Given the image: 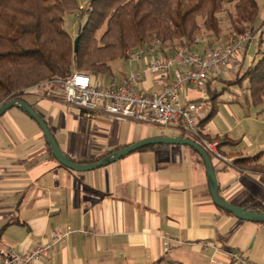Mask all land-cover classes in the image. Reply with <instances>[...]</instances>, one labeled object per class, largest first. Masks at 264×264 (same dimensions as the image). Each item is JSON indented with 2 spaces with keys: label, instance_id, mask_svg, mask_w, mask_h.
<instances>
[{
  "label": "crops",
  "instance_id": "0c3cea01",
  "mask_svg": "<svg viewBox=\"0 0 264 264\" xmlns=\"http://www.w3.org/2000/svg\"><path fill=\"white\" fill-rule=\"evenodd\" d=\"M263 20L264 3L251 27ZM259 42L264 48V32L243 47L238 57L242 71L256 59ZM142 48L151 51L138 60L112 61V74H91L93 83L124 80L134 70L142 75L135 86L139 92L159 91L157 75L144 67L151 57L171 50L157 43ZM174 69L169 67L168 78ZM236 72L209 79L204 92L208 100ZM204 94L189 88L180 99L185 103ZM20 98L44 120L62 152L79 163L146 138L187 137L173 129L83 111L39 90ZM244 108L234 98L224 101L222 110L216 105L200 127L231 162L210 155L219 195L245 209L264 210V172L234 162L263 151L258 162L264 164V133L250 135L248 128H238L243 118L237 110ZM251 116L252 128L264 130L261 116ZM48 147L27 112L13 106L0 116V253L5 248L26 251L51 240L55 231H69L34 264H212L226 263V252L232 250L245 253L252 264H264V223L239 219L214 203L204 165L191 147L149 145L88 171L61 165Z\"/></svg>",
  "mask_w": 264,
  "mask_h": 264
},
{
  "label": "trees",
  "instance_id": "16d2710c",
  "mask_svg": "<svg viewBox=\"0 0 264 264\" xmlns=\"http://www.w3.org/2000/svg\"><path fill=\"white\" fill-rule=\"evenodd\" d=\"M263 3L264 0H89L79 6L77 0H0V104L20 98L32 85L66 78L74 70L111 75L112 61L125 59L127 50L144 45L157 43L168 47L170 53L185 45L202 54L219 42L233 41L251 27ZM228 4L232 5L226 10L230 37L224 40L220 38V14ZM75 11L77 17L83 18L75 35L76 51L75 36L64 23L65 15ZM199 19L214 43L196 51L193 47L203 41L197 38ZM260 45L261 42L252 64L243 71L240 68L232 80L224 81L227 86L247 81L249 100L255 106L264 99V48ZM218 94L213 91L210 99L215 101ZM214 112L215 106L203 121ZM262 152L234 162L264 172V164L258 162Z\"/></svg>",
  "mask_w": 264,
  "mask_h": 264
},
{
  "label": "built area",
  "instance_id": "2783aa9c",
  "mask_svg": "<svg viewBox=\"0 0 264 264\" xmlns=\"http://www.w3.org/2000/svg\"><path fill=\"white\" fill-rule=\"evenodd\" d=\"M264 32V20L257 27H249L231 42H219L202 54L189 50L185 45L175 51L151 57L144 70L157 75L159 91L139 92L135 86L142 75L131 70L124 80H111L107 85L94 84L91 75L74 70L66 78H53L25 89L39 90L42 95L62 99L80 110L95 112L112 120L132 121L157 126L163 130L173 129L198 143L209 155L231 164L218 150L219 142L207 139L200 127L209 109L208 97L204 94L209 79L217 78L229 71L242 67L243 47L257 39ZM145 49L138 47L126 51V59H141ZM175 65L173 78H168L170 66ZM189 88H195L204 95L196 100L181 102L180 95ZM69 231H55L51 240L37 243L26 251L5 248L0 253V264H34L41 261L55 244L64 239ZM164 241V251H169ZM212 264H252L245 253L232 250L226 252V263L212 261Z\"/></svg>",
  "mask_w": 264,
  "mask_h": 264
},
{
  "label": "water",
  "instance_id": "95a60500",
  "mask_svg": "<svg viewBox=\"0 0 264 264\" xmlns=\"http://www.w3.org/2000/svg\"><path fill=\"white\" fill-rule=\"evenodd\" d=\"M78 45V36H75L73 39V50H77ZM19 107L23 111L27 112L40 126L44 137L46 138L49 148L51 150L54 158L63 166L72 169L74 171H88L93 170L102 166H105L109 163L115 162L121 157L136 151L140 148L156 145V144H176V145H186L195 150L202 158L204 163V168L207 175V180L209 184V189L211 193V197L214 203L229 211L232 215L239 219L253 221V222H264V210H247L242 206L234 205L225 201L218 193V183L216 180V175L214 172V167L212 163V159L210 155L195 141L187 138V137H175V136H160V137H151L140 140L123 148L114 150L109 154L105 155L99 160L89 162V163H79L70 159L67 155H65L60 147L58 146L57 141L54 136L50 132L48 126L44 122V120L36 113V111L22 98H13L7 102L0 104V116L10 107Z\"/></svg>",
  "mask_w": 264,
  "mask_h": 264
},
{
  "label": "rangeland",
  "instance_id": "374dc122",
  "mask_svg": "<svg viewBox=\"0 0 264 264\" xmlns=\"http://www.w3.org/2000/svg\"><path fill=\"white\" fill-rule=\"evenodd\" d=\"M89 0H77V4L79 6H84L85 4H87ZM232 7V5H225V8L223 10V12L220 14V19H221V27H222V31H221V36L220 38L227 40L230 36L229 33V23L227 20V13L226 10L228 11V9L230 10ZM83 18L77 17V11L75 12H71V13H67L65 15V19H64V23H65V27L66 29L71 33L72 37H74L78 30L80 29V25L82 23ZM199 23H200V28L197 32V38L198 39H203V41H200L196 44V46H194L193 48L196 49V51H201L203 50L204 47L210 46L214 43V38L213 36H211V34L205 32V30L202 28L201 26V20L199 19ZM179 49V48H178ZM253 49H254V44L252 45V49L249 50L250 54H253ZM218 92L219 94L216 97L215 101H212L211 99L208 101V105H209V109L207 111L210 112V109L213 106H218L220 107V109L222 110V103L224 101H231L232 98H234V100L236 101H240L242 103L243 106H245L244 110H237L239 113V117L243 118L241 119L242 124L240 125V127L238 126L239 129L241 128H248V134H256L259 135L260 132L264 133V130L260 131L261 128L258 127H253L251 126L252 120H251V115L252 114H256V112L261 116V120L264 121V100L261 104L259 105H253L251 103V101L249 100V92L247 89V81H243L241 83V85H229L227 86L225 82H222L218 88ZM248 100L249 103H247L246 101ZM244 111L246 114H244ZM247 116V117H245ZM218 117L216 119V121H218ZM264 128V126H263Z\"/></svg>",
  "mask_w": 264,
  "mask_h": 264
}]
</instances>
